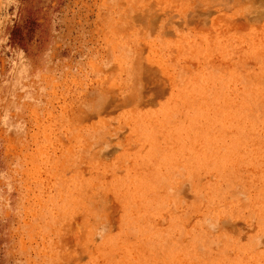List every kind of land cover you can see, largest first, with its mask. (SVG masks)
<instances>
[{"label": "rangeland", "instance_id": "rangeland-1", "mask_svg": "<svg viewBox=\"0 0 264 264\" xmlns=\"http://www.w3.org/2000/svg\"><path fill=\"white\" fill-rule=\"evenodd\" d=\"M0 264H264V0H0Z\"/></svg>", "mask_w": 264, "mask_h": 264}]
</instances>
